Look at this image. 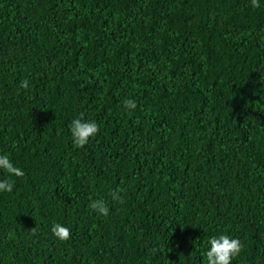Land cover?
Instances as JSON below:
<instances>
[{
  "label": "trees",
  "instance_id": "1",
  "mask_svg": "<svg viewBox=\"0 0 264 264\" xmlns=\"http://www.w3.org/2000/svg\"><path fill=\"white\" fill-rule=\"evenodd\" d=\"M258 5L0 0V155L25 173L0 170V264H207L221 234L264 264ZM77 117L99 126L83 148Z\"/></svg>",
  "mask_w": 264,
  "mask_h": 264
},
{
  "label": "clouds",
  "instance_id": "2",
  "mask_svg": "<svg viewBox=\"0 0 264 264\" xmlns=\"http://www.w3.org/2000/svg\"><path fill=\"white\" fill-rule=\"evenodd\" d=\"M253 7H258V0H251ZM20 87L27 89L29 82L22 80ZM125 110H134L137 105L134 100L125 99L123 102ZM72 140L77 148H83L89 142L91 137H95L99 132V126L95 121H87L82 117L74 118L70 123ZM0 170H3L8 177H22L24 171L15 166L7 154L0 155ZM14 188V182L11 179H0V193H11ZM112 200L122 202L119 191L112 193ZM89 207L98 215L107 217L109 215L108 203L104 199H94L90 202ZM34 233L35 228L31 229ZM51 232L60 241L70 239L71 232L66 226L55 223L51 227ZM209 247L205 252L207 264H232L233 258L239 256L243 245L239 239L232 238L227 234L213 236L208 241ZM155 252V249H153Z\"/></svg>",
  "mask_w": 264,
  "mask_h": 264
}]
</instances>
